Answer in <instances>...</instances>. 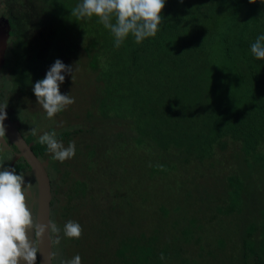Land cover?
Wrapping results in <instances>:
<instances>
[{"label":"trees","instance_id":"16d2710c","mask_svg":"<svg viewBox=\"0 0 264 264\" xmlns=\"http://www.w3.org/2000/svg\"><path fill=\"white\" fill-rule=\"evenodd\" d=\"M6 3L14 7L8 9L14 26L7 56L9 100H34L33 87L45 77L42 72L57 59L65 63L63 59L78 47L102 83L101 93L86 112L85 129L58 136L67 143L77 136L75 154L78 151L87 159L82 177L63 169L50 202L51 215L57 205V217L82 226L80 238L70 239L81 250V264H264V223L256 220H264V206L254 207L248 198L252 187L257 192L263 186L249 174L264 168V60L250 48L264 34V0H165L157 34L141 43L129 34L119 47L97 16H67V7L73 9L81 0ZM41 13L48 17L41 18ZM67 21L77 30L69 31ZM69 38L74 43L61 49L60 43ZM119 122L135 134L114 129ZM150 126L153 134L146 130ZM91 136L95 140L88 142ZM132 138L139 139L137 145L150 138L162 151L151 155L155 163L148 174L149 153L141 156L142 179L163 183L177 170L175 178L188 181L184 196L193 197L194 215L176 216L171 223V212L180 213L177 201L169 210L165 204L169 198H156L161 200L158 205H151L148 193L133 199L135 190L144 188L136 187L137 178L123 190L122 181L115 180L106 194L99 191L98 196L105 195L95 208L83 209L87 199L95 204L93 183L101 177L111 182L113 162L123 172L128 169L126 162H135ZM35 139L30 135L27 141ZM230 145L236 151L226 156ZM32 150L43 156L48 152L38 140ZM225 165L228 172L220 169ZM15 168L18 174L29 170L23 158ZM98 171L101 176H96ZM177 188L172 186V199L183 191ZM158 190L172 192L164 185ZM59 195L65 200L61 208ZM133 201L146 204L150 217L130 213L127 203ZM234 216L250 221L240 229ZM212 231L216 233L205 237Z\"/></svg>","mask_w":264,"mask_h":264},{"label":"clouds","instance_id":"9594fccd","mask_svg":"<svg viewBox=\"0 0 264 264\" xmlns=\"http://www.w3.org/2000/svg\"><path fill=\"white\" fill-rule=\"evenodd\" d=\"M250 2L254 3L255 0ZM164 7L165 0H81L71 14L77 19L97 16L115 37V46L119 47L129 34L134 36L136 43L154 37L162 23ZM250 48L257 59L264 60V34L259 35ZM62 73L72 74L73 67L57 59L45 77L36 81L33 87L37 103L48 118L75 102L74 98L60 91V85L65 81ZM5 108L6 105L0 106V138L6 135L3 124ZM38 143L46 145L51 159L60 162L74 157L76 152L74 142L65 147L56 138L55 131L44 132L39 136ZM31 189L32 184L26 183L25 176L18 174L15 167L0 164V264H21V261L36 264L37 248L34 239L29 238V231L34 237H39L47 230L56 235V242L59 243L61 228L52 222L47 225L38 223L29 209L26 192ZM63 235L69 239H79L82 226L69 220L63 226ZM59 264H81V256L77 254L70 259H60Z\"/></svg>","mask_w":264,"mask_h":264},{"label":"rangeland","instance_id":"374dc122","mask_svg":"<svg viewBox=\"0 0 264 264\" xmlns=\"http://www.w3.org/2000/svg\"><path fill=\"white\" fill-rule=\"evenodd\" d=\"M2 4V0H0V6ZM52 5H48L49 7H52ZM59 7H62L61 5H59ZM71 10H72V6H68L66 9V13L67 16H72L71 14ZM41 18H46L48 17L47 14L44 15L43 17V13L40 14ZM68 24H70L69 26V31H75L77 30V28L71 24L70 21H67ZM75 23L78 24V20L75 19ZM48 26V25H47ZM46 33L50 32V29L47 28V30L45 29ZM68 34H71L70 32ZM71 38H69L67 41H64L62 43H60L61 49H68L70 45V43H74L73 41H70ZM9 49V47H8ZM8 49L6 51V55L5 58L7 60V56L9 54ZM63 61H65V65L68 66H72L73 67V73H62L63 75H65V83H62L60 85V91L62 94H68L70 97L74 98V103L71 105H68L64 111L61 117H57L56 115L54 117H52L51 119L54 120V123L52 124L53 126H55L58 129H62L61 132L63 131H70L73 132L75 134V130L76 128L83 126L85 124L84 120L86 117V112L88 110L91 109L92 106V102L95 100L96 97H98L101 92V85L102 83L97 81L96 77H97V71L92 70L90 67H87V56L86 53L84 52V50L81 47H78V49L74 52V53H70L68 56H66ZM9 62L7 60L5 66L1 69V73H0V100L1 102L8 106L11 107L12 109H14L15 111H19V105L20 104H27V109L28 110H35L38 111L39 113L41 112V114H43L44 116L47 117V114L45 112V110L42 108V106L39 103L36 102H31L30 100L27 101H21V103L19 102H13L11 100H9L6 95H8L9 93V70L7 69ZM49 70V69H48ZM43 71L42 73L46 75L47 71ZM104 95L105 96H110V94H108L106 92V90H104ZM8 99V100H7ZM25 100V99H24ZM37 100V99H36ZM116 101V100H115ZM122 104V102H121ZM32 116H30V119H34L35 118V114L31 113ZM97 116V118L99 119L100 116L99 115H95ZM114 119V118H113ZM123 122H127V121H123ZM106 122L102 123V126L105 125ZM108 125V124H107ZM105 125L104 127L106 128ZM125 125V124H124ZM126 126V125H125ZM127 127V126H126ZM126 127L123 126V124L121 125V122L117 123L114 126V129H123L124 131H126L129 134H135L133 131H129L126 129ZM65 128V129H64ZM146 130L153 134L154 133V129L152 128V126L150 127H146ZM76 135V134H75ZM88 142H92L95 140V138L93 136H91L89 139L87 138ZM139 140V139H138ZM137 139L132 138V141H130L129 143L131 144V152L133 155H135L137 157L136 160H134L135 162L127 165V162L125 163L126 166L128 167L127 170H123L118 168L114 162L112 165V168L110 169V177H111V182H104L103 178H99V181L97 184L93 183V187H92V192L95 194V198L93 200V202L95 204H91L90 203V199H87V201L89 202H83V209H86V212H89L91 208H95L97 206V202L99 199H101L108 191L110 188H112L114 186V182L115 180H121V187L122 190L123 188L128 186V183L132 182V180H135L137 178V183H136V187H140V186H144L143 189H136L134 192L133 199H137L138 197L142 196L145 193H148L151 197L149 199V201H153L151 202V205H158L157 202H161V200L156 201V198L162 199L163 197L169 198L165 204L169 206V210L172 207L171 205L173 203H175L176 201L179 204V212H176L175 214L173 212H171L170 214V219L169 221H172L176 219V216H181L184 215L186 216L188 214V216L190 215H194L195 214V209L197 207H195L193 205V200L191 197H187L184 196L186 195L184 193L185 189H188L187 186H189L188 181H187V185L183 183H181V181H179L178 179H176L175 177H177V170L173 171L171 173L170 179H163V183L161 181H156V180H145L142 179V172L143 169L145 167V163L143 162V160L141 159V156L144 158V156H147V153H149V155L147 156V163H146V171L147 174L148 172H151L152 170V164L155 163V160L151 158V155L154 156L155 154H157V151L159 149V151H161L160 148H158V146L152 141L150 140V138L144 139L142 138L139 142V144L137 145L136 142L138 141ZM101 142V139H100ZM65 147H67V144L65 142L62 143ZM111 145H114V143H109ZM116 149V147H115ZM114 149V150H115ZM236 151L235 146L230 145V148H228V150L226 151V156L228 153H234ZM162 152V151H161ZM78 154H75L74 157L70 158V159H66L64 162H60L55 160L56 163H58L59 169H65L68 168V170H70L72 172V174L79 178L80 174L83 172L84 170V161L87 160L86 157L81 156L82 153L79 154V152L77 151ZM143 155H140L142 154ZM97 155V154H96ZM94 158V157H93ZM151 158V159H150ZM240 156H237L236 158V162L237 163H241L240 162ZM98 160V159H95ZM112 161V159H111ZM133 162V161H132ZM6 164H8V161L5 162ZM63 163V164H62ZM5 164V167H6ZM68 164V167H66ZM134 164V165H133ZM176 165L181 168L182 165L179 166V162H176ZM130 166V167H129ZM242 167V166H241ZM220 169L224 172H228L230 169H228V167L225 165L220 166ZM182 170L184 171L185 168H182ZM60 172V174H56L54 171L51 172V177L52 179H54L56 176L60 177L62 175V173ZM180 172V171H178ZM223 174V172H222ZM100 172H97L96 176H99ZM251 177H253L254 179H256V181H259L262 183V189L260 186V190L255 192L254 191V187H252L249 191L248 194V198L251 201V205L257 206L259 203L262 204L264 206V168L263 170H260V172H258V170H256V172L254 174H249ZM93 176H95L93 174ZM101 176V175H100ZM82 177V176H80ZM106 177V176H105ZM144 177V176H143ZM134 182V181H133ZM212 181L208 182V185H212ZM146 185V186H145ZM162 185L167 186L169 190H171L172 192L170 194H160V191L158 190V188H160ZM172 186L177 188V192L183 188L182 192H178L180 193L179 197H175L174 199H172L173 196V192H175L172 189ZM135 187V188H136ZM103 190L105 192L104 195L102 196H98L99 191ZM209 191L212 192L211 187H209ZM123 192V191H121ZM124 193V192H123ZM160 194V195H159ZM211 195V194H210ZM59 198L61 199L60 202V208L62 205L65 204V200L64 197L59 195ZM171 199V200H170ZM126 203V202H125ZM128 205V209L130 210V213L134 212V216L136 215H142L145 218L150 217L149 214V208H147L146 204H142L141 202L138 201H133V202H129L127 203ZM57 207V205H55ZM56 207H55V213L54 215H51V219L52 222L55 223L57 226H59L61 228V233H60V240L59 243L56 242V235H53V251H54V263L55 264H59L60 259H70L73 256V253L75 255H77L81 250L79 248L78 245H76L73 240L71 241L69 238L64 237L63 235V226L66 223V220H61V218L56 215ZM53 211V210H52ZM84 216V215H82ZM93 216H89V218H91ZM81 218V217H80ZM234 218V223H237L238 225H236L237 227H239L240 229H242L245 225L248 224L249 221L246 222L244 220H240L237 217H233ZM151 219H153V216L151 217ZM257 220V224H261L260 222L264 223V220L260 221L258 219ZM149 222H150V218H149ZM201 223V222H199ZM198 223V224H199ZM203 224V222L201 223ZM172 228V226H171ZM211 230V229H210ZM209 230V231H210ZM172 231V230H171ZM216 232H206L205 237H208L210 235H214ZM238 234H236L237 236ZM214 239V238H213ZM258 239H260V237H258ZM69 247V248H68ZM88 253H84L83 255L85 257H87ZM82 262V260H81Z\"/></svg>","mask_w":264,"mask_h":264},{"label":"water","instance_id":"95a60500","mask_svg":"<svg viewBox=\"0 0 264 264\" xmlns=\"http://www.w3.org/2000/svg\"><path fill=\"white\" fill-rule=\"evenodd\" d=\"M10 25L7 19H0V67L5 63V52L7 49V41L10 36ZM5 112V110H3ZM5 134L10 143L8 146L15 147L14 159L11 163L12 168L14 162L19 158H23L30 167V171L34 176L36 183V207L34 218L38 223L47 225L52 222L51 219V199L52 191L48 171L46 170L47 161L41 162L31 150V142L27 143L20 131L17 128V121H11L6 113V118L3 121ZM2 147L6 146L4 138H0ZM4 149V148H3ZM53 223V222H52ZM30 239H34L37 248V263L38 264H55L53 251V235L47 230L39 237H34L31 231L28 233ZM21 264L26 262L21 261Z\"/></svg>","mask_w":264,"mask_h":264},{"label":"flooded vegetation","instance_id":"af4514ba","mask_svg":"<svg viewBox=\"0 0 264 264\" xmlns=\"http://www.w3.org/2000/svg\"><path fill=\"white\" fill-rule=\"evenodd\" d=\"M9 8H14V7H11L9 6V4L6 3V0H2V4L0 6V19H7L8 22H9V25H10V31H9V38H8V41H7V49L8 47L11 48L12 47V37H11V34L14 33V26L11 25V21L9 19V16H11V13L8 12V9ZM6 64V62H5ZM5 64L0 67V73H1V69L5 66ZM30 101L33 103V102H36L37 103V100H36V97L35 99H30ZM4 104L0 101V106H3ZM5 112L7 113V115L9 116V118L11 119V121H17V128L18 130L20 131L21 135L23 136V138L25 139V141L27 143H32L31 144V150H32V146H34L35 144V141H37L39 139V136L42 135L44 132H52V131H55L56 132V137L57 139L63 143L65 142L68 146V144L70 142H74V140L77 138V136H74L76 137L75 139H70L71 141H69V143H67L64 139H61L60 137H58L59 135L65 133V132H70V131H62V129H58L56 128L55 126H53L52 124L54 123V120H52L51 118H48L46 116H44L43 114H41V112L39 113L38 111H35V110H28L27 109V104H20L19 105V111H15L14 109H12L11 107H8L6 106V108L4 109ZM64 111V110H63ZM31 113H34L37 114L35 115V118L32 120L30 119V116ZM63 114V112H59L56 114L57 117H61ZM85 125V124H84ZM80 126L78 127L79 129H85V126ZM33 129L35 130L36 134H35V140H28L27 141V138L28 136L30 135H33ZM65 129V128H64ZM70 135H72V133H69ZM6 141V146L2 147V145L0 144V164H4L5 166V162L8 161V164H6V167H9L11 166V163L14 159V153H16V149L15 147L13 146H8L10 141L8 139V137L5 135V137H3ZM4 148V149H3ZM33 151V150H32ZM34 153V151H33ZM35 154V153H34ZM37 156V158L43 162V161H47V167H46V170L48 171V175H49V178H50V184H51V191H52V195L53 194H56L55 192V186L54 184L56 182H58V180L60 179V177L56 176L54 179H52L51 177V172L54 171L56 174H60L61 172V169H59V166L58 163L55 162V160L51 159V153L48 151L44 156L43 155H38V154H35ZM21 158H19L18 160H20ZM18 160H16L18 162ZM14 162L13 166L12 167H15L16 163L17 162ZM63 170V169H62ZM20 174H23L25 176V181L26 183H31L32 184V189L30 191H27L26 192V196H27V199H28V206H29V209L32 210L33 212V215L34 214V209L36 207V202H35V197H36V183H35V179H34V176L32 175L31 171H30V167H29V170H21L20 171ZM53 176V175H52Z\"/></svg>","mask_w":264,"mask_h":264}]
</instances>
